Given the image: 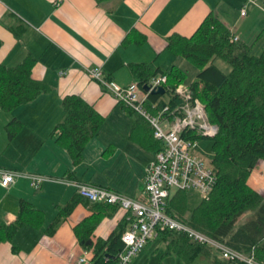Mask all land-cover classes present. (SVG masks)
<instances>
[{"label":"crops","instance_id":"0c3cea01","mask_svg":"<svg viewBox=\"0 0 264 264\" xmlns=\"http://www.w3.org/2000/svg\"><path fill=\"white\" fill-rule=\"evenodd\" d=\"M226 1L112 0L98 5L94 0H65L56 6L53 0H0V64L16 66L30 55L37 60L33 77L50 87L49 92L12 112L0 107V178L2 171L55 178L38 190L27 177L8 187L0 185V227L16 222L22 200L46 216L41 230L19 228L14 240L17 252L9 242L0 244V264H79L81 258L87 264L91 260L92 250L84 247L75 233V227L93 215L91 206L79 203L49 236L44 232L59 207L79 196L77 184L141 199L147 171L155 160L153 151L131 139L134 117L105 83L123 88L137 83L133 64L185 70L178 65L182 57L167 50V40L174 35L192 36L211 12L231 28ZM6 24L23 25L22 37L17 39ZM231 30L242 41L237 27ZM95 67L101 68L102 80L89 74ZM72 94L81 96L105 117L79 164L73 163L53 133L63 119L62 100ZM15 118L24 125L10 140L7 125ZM254 177L255 170L249 184L264 196V182H252ZM125 216L120 209L114 216L104 217L90 241L108 238ZM151 243L154 251L146 257L143 253ZM162 248L165 251L161 254ZM171 255L156 238L132 264L160 263Z\"/></svg>","mask_w":264,"mask_h":264},{"label":"trees","instance_id":"16d2710c","mask_svg":"<svg viewBox=\"0 0 264 264\" xmlns=\"http://www.w3.org/2000/svg\"><path fill=\"white\" fill-rule=\"evenodd\" d=\"M94 1L101 5L112 0ZM6 27L17 39L22 37L23 25L6 24ZM234 37L231 28L211 12L192 36L174 35L167 40L169 52L186 59L198 69L196 79L187 86L193 96L205 105L209 121L219 128L218 134L210 139L213 151L210 164L217 183L209 198L202 199L191 211L188 191L176 190L173 194L171 191L167 214L264 264V196L249 184L258 162L264 160V51L259 56L252 55L251 46L240 40L234 41ZM125 41L130 42L129 39ZM216 58L231 66L230 73H224L215 65ZM36 62L29 55L16 66L0 64V107L4 111L12 112L50 91L45 82L33 77ZM131 70L142 91L143 86H148L155 77H167L166 94L146 95L144 105L149 112L169 117L182 113L185 101L176 93V88L185 84V70L177 66L164 70L148 63L133 64ZM62 109L63 119L53 133L68 150L73 163L79 164L86 145L103 127L105 117L75 94L62 100ZM124 109L134 117L131 139L156 156L162 150V143L155 138L153 126L133 109L127 106ZM23 125L16 118L7 125L10 140ZM196 139L200 140L199 137ZM48 178L47 181L55 179ZM81 202L91 206L93 211L92 216L75 227L79 241L92 250V258L87 264H116L125 246L122 237L130 223L129 213L126 212L123 221L108 238L88 243L102 219L112 217L120 210L116 205L93 203L79 195L59 207L56 218L44 233L54 235L60 223ZM45 222L46 216L41 209L22 200L16 222L0 227V244L9 242L17 252L14 240L19 228L28 226L41 230ZM156 238L165 244L167 254H177L185 264H193L201 256L210 258L211 264H246L223 258L212 246L193 242L185 234L166 228H157Z\"/></svg>","mask_w":264,"mask_h":264},{"label":"built area","instance_id":"2783aa9c","mask_svg":"<svg viewBox=\"0 0 264 264\" xmlns=\"http://www.w3.org/2000/svg\"><path fill=\"white\" fill-rule=\"evenodd\" d=\"M64 1L53 0V3L59 6ZM241 14L244 16L245 11ZM233 40L239 41V38L235 36ZM89 74L97 80H102L100 67L92 68ZM166 83L167 77L159 75L148 86L150 91L166 89ZM105 84L121 104L136 111L153 126L155 138L162 143V150L156 154L147 171L144 197L141 199H131L102 187L76 185L79 195L88 201L116 205L131 215L129 228L122 237L125 246L119 253L116 264H132L146 245L157 236L159 227L185 234L193 242L210 245L223 258L246 264H259L252 256L232 250L167 214L171 191L193 190L200 193L203 199H207L217 183L213 167L200 153L199 140L196 138L211 139L218 134L219 128L209 121L206 107L201 100L193 96L189 86L180 84L176 93L185 101L182 113L169 117L161 113L153 114L145 108L144 102L148 93L142 91L137 83L126 88L111 82ZM23 177L29 178L31 186L35 189L49 180L47 176L37 174L24 175L20 172L2 171L0 185L8 187ZM78 263L85 264L86 259L81 258Z\"/></svg>","mask_w":264,"mask_h":264},{"label":"rangeland","instance_id":"374dc122","mask_svg":"<svg viewBox=\"0 0 264 264\" xmlns=\"http://www.w3.org/2000/svg\"><path fill=\"white\" fill-rule=\"evenodd\" d=\"M229 2L225 7L226 17L230 22L231 28L234 30L237 27V31L243 42L251 46V54L259 56L264 51V0H257L252 2L251 0H227ZM242 11H245V15L242 16ZM181 64L186 71L187 77L185 84L190 85L197 76L198 69L186 59L181 58ZM215 65L220 68L224 73L228 74L231 71V66L223 59L216 58L214 60ZM2 112V111H1ZM4 114V113H1ZM8 116V115H5ZM199 151L204 159L211 163L213 159L212 141L210 139L199 140ZM261 174L263 176H261ZM252 182H264V160H260L255 169V177ZM264 185V184H263ZM262 185V186H263ZM176 190L172 191V194ZM188 207L189 210H194L201 202L202 195L197 191H188ZM152 251H154L153 244H149L145 249L146 257H151ZM165 251V248L161 249V254ZM156 261V260H155ZM151 262H144L149 264ZM211 260L208 257L201 256L195 260L193 264H210ZM152 264H185L181 258L176 254L165 258L163 261L155 262Z\"/></svg>","mask_w":264,"mask_h":264},{"label":"water","instance_id":"95a60500","mask_svg":"<svg viewBox=\"0 0 264 264\" xmlns=\"http://www.w3.org/2000/svg\"><path fill=\"white\" fill-rule=\"evenodd\" d=\"M143 90L146 93H150L152 95H164V94H166V89L165 88H159L157 90L150 91L149 86L145 85V86H143ZM88 243L91 244V241H89Z\"/></svg>","mask_w":264,"mask_h":264}]
</instances>
